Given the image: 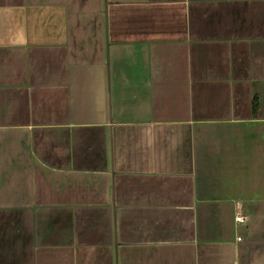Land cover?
Wrapping results in <instances>:
<instances>
[{"label": "crops", "instance_id": "crops-1", "mask_svg": "<svg viewBox=\"0 0 264 264\" xmlns=\"http://www.w3.org/2000/svg\"><path fill=\"white\" fill-rule=\"evenodd\" d=\"M0 264H264V0H0Z\"/></svg>", "mask_w": 264, "mask_h": 264}, {"label": "built area", "instance_id": "built-area-1", "mask_svg": "<svg viewBox=\"0 0 264 264\" xmlns=\"http://www.w3.org/2000/svg\"><path fill=\"white\" fill-rule=\"evenodd\" d=\"M235 220H236L238 223H241V222L243 223L245 219H243V216L241 215V216L236 217Z\"/></svg>", "mask_w": 264, "mask_h": 264}, {"label": "trees", "instance_id": "trees-1", "mask_svg": "<svg viewBox=\"0 0 264 264\" xmlns=\"http://www.w3.org/2000/svg\"><path fill=\"white\" fill-rule=\"evenodd\" d=\"M253 106H254L253 111H255V110H256V106H255V104H254Z\"/></svg>", "mask_w": 264, "mask_h": 264}]
</instances>
